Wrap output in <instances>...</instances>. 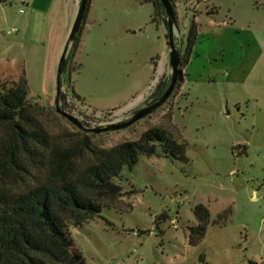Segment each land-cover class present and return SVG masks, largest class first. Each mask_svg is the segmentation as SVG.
<instances>
[{
  "label": "rangeland",
  "instance_id": "374dc122",
  "mask_svg": "<svg viewBox=\"0 0 264 264\" xmlns=\"http://www.w3.org/2000/svg\"><path fill=\"white\" fill-rule=\"evenodd\" d=\"M80 1L0 0V92L25 78L26 99L50 143L79 148L80 165L85 142L109 149L150 128L186 143L187 162L156 154L124 168L115 180L119 200L79 227L68 225L72 251L86 264H264V0H173V41L182 55L194 18L198 25L188 78L151 115L101 134L55 110L59 58ZM167 43L147 0H91L62 74L60 110L87 129L126 122L154 103L160 80L169 83ZM198 204L210 216L192 247L187 228Z\"/></svg>",
  "mask_w": 264,
  "mask_h": 264
},
{
  "label": "trees",
  "instance_id": "16d2710c",
  "mask_svg": "<svg viewBox=\"0 0 264 264\" xmlns=\"http://www.w3.org/2000/svg\"><path fill=\"white\" fill-rule=\"evenodd\" d=\"M147 1L167 29L166 19L161 20L165 16L162 4ZM168 1L175 14L174 1ZM90 3L88 0L86 13ZM86 13L68 60L77 50ZM197 39L194 18L185 53H180V68L188 65ZM181 82L182 76L175 91ZM168 84L165 80L156 84L153 102L159 100ZM27 91L24 78L0 92V264H86L77 250L72 251L68 225L79 227L98 217L102 207L114 205L122 196L115 180L124 168L132 170L140 156L161 154L165 159L186 163L187 144L177 142L164 130L150 128L136 141L109 149L85 142L87 157L80 165L79 148L50 143L28 104ZM235 149L245 153L244 146ZM192 212L196 224L187 228L188 244L195 247L205 235L210 215L202 204Z\"/></svg>",
  "mask_w": 264,
  "mask_h": 264
},
{
  "label": "water",
  "instance_id": "95a60500",
  "mask_svg": "<svg viewBox=\"0 0 264 264\" xmlns=\"http://www.w3.org/2000/svg\"><path fill=\"white\" fill-rule=\"evenodd\" d=\"M158 1L162 4L166 17H167L166 23H167L168 46H169V66L171 69V76H170L168 87L166 88L162 96L159 98V100L135 112V114L126 122L116 123V124L106 126L104 128H95V129L84 128L76 119L72 118L71 116L65 114L64 112L60 110L59 100H60V91H61V83H62L61 81L62 74L64 73V70L67 65V57L70 51V45L72 46V44L76 40V37L79 33L81 24L83 22V19L86 13L87 3H88V0H81L76 16H75V19L69 31V35L65 43L64 49L59 58V64H58L57 74H56V95H55V110L58 114L63 116L65 119H67L75 127L81 130H84L86 133L101 134V133H107V132L118 131V130L129 128L135 123H137L138 121L151 115L153 112L158 110L161 106H163L168 101V99L173 95L177 87V84L179 82V79L182 75V71L180 68L181 60H180V52L175 47L174 41H173V30L176 24L174 11L168 0H158Z\"/></svg>",
  "mask_w": 264,
  "mask_h": 264
},
{
  "label": "crops",
  "instance_id": "0c3cea01",
  "mask_svg": "<svg viewBox=\"0 0 264 264\" xmlns=\"http://www.w3.org/2000/svg\"><path fill=\"white\" fill-rule=\"evenodd\" d=\"M69 8V9H68ZM66 8V13H65V22H64V28L65 29H68L69 26H70V22L73 20V11H74V4H70V6ZM61 50V49H60ZM196 50V48L193 49V52ZM192 52V55L195 54ZM191 58L192 56L190 57V60H189V63L188 65H186L183 69H182V80L184 81V79L187 77L188 78V71L191 67ZM155 66V65H154Z\"/></svg>",
  "mask_w": 264,
  "mask_h": 264
},
{
  "label": "built area",
  "instance_id": "2783aa9c",
  "mask_svg": "<svg viewBox=\"0 0 264 264\" xmlns=\"http://www.w3.org/2000/svg\"><path fill=\"white\" fill-rule=\"evenodd\" d=\"M16 30H13L12 32H15Z\"/></svg>",
  "mask_w": 264,
  "mask_h": 264
}]
</instances>
